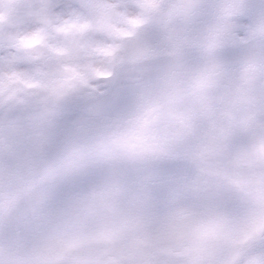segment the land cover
<instances>
[{
	"label": "clouds",
	"instance_id": "clouds-1",
	"mask_svg": "<svg viewBox=\"0 0 264 264\" xmlns=\"http://www.w3.org/2000/svg\"><path fill=\"white\" fill-rule=\"evenodd\" d=\"M0 264H264V0H0Z\"/></svg>",
	"mask_w": 264,
	"mask_h": 264
}]
</instances>
